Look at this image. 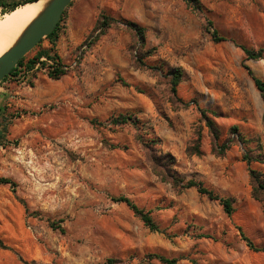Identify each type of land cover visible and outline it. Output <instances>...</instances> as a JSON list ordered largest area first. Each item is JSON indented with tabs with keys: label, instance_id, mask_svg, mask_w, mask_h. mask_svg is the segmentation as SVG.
Here are the masks:
<instances>
[{
	"label": "rangeland",
	"instance_id": "1",
	"mask_svg": "<svg viewBox=\"0 0 264 264\" xmlns=\"http://www.w3.org/2000/svg\"><path fill=\"white\" fill-rule=\"evenodd\" d=\"M199 2L201 11L183 0H72L55 41L44 37L24 56L47 50L65 73L51 78L41 62L0 82V177L11 180L0 184V264H163L148 254L264 264L238 229L264 246V191L253 196L242 159L264 154V103L244 67L264 81V0ZM103 14L116 22L87 47ZM207 20L226 40H213ZM126 21L145 29L143 47ZM241 45L261 56L246 58ZM174 67L182 70L175 95ZM202 112L217 144L229 142L222 155ZM120 114L133 121L113 124ZM195 144L201 153L187 154ZM148 148L171 154L183 182L232 197L231 215L195 187L153 173ZM262 163L250 167L264 179ZM119 195L150 211L161 231L111 199Z\"/></svg>",
	"mask_w": 264,
	"mask_h": 264
},
{
	"label": "trees",
	"instance_id": "2",
	"mask_svg": "<svg viewBox=\"0 0 264 264\" xmlns=\"http://www.w3.org/2000/svg\"><path fill=\"white\" fill-rule=\"evenodd\" d=\"M31 1H33V0H0V13L3 14L5 12L11 11L14 8H16L18 5L24 4L27 2H31ZM183 1L186 3V5L191 7L193 10L201 11V6H200L199 0H183ZM62 15L59 18V20H58L55 28L53 29V31L50 34H48L47 36H45V38L50 39V41L52 43L55 41V39L58 36L59 30L61 27L60 23L62 22V19H63ZM114 22H116V20L114 18L107 16L105 14L100 15L98 17V19L96 20V22H95V24H94V26H93V28H92L89 36H88L90 38V41L87 42L86 46L90 47L91 45H93V43L102 34H104L106 29H108L111 25H113ZM125 24H126L127 28L129 29V31L132 33V36L134 37L136 42L139 43L140 47H143L144 42H145V29L143 27L139 26L138 24L131 22V21H126ZM206 28L208 29V31H210V33L213 37V40L215 42H221V41L226 40V38L224 36L220 35L217 32V30L213 27V24L210 20H207V27ZM240 47H241L242 51L244 52L246 58H249V59L259 58L261 56V52L263 51V49H259L258 51H255V50L249 49V48L242 46V45ZM41 56L51 57L47 50L38 51L33 58L29 59L25 63H24L25 58L22 57L18 61L17 65L12 68L9 75H15L17 73L19 67H21V66H25L27 71L32 70L34 65H35V62L38 61V59ZM143 57L144 56L135 55V61L140 66H146V64L143 60ZM51 58L53 60H55L54 62L56 63V65H54V66L47 65L49 68L47 70V75L51 78L58 79L61 75H63L65 73V69L60 64V60H58L57 58H53V57H51ZM42 65L46 66L45 63H42ZM244 67L247 69L248 73L251 75L253 82H254V85L257 88V90L259 91L261 100L264 103V81L261 80L260 78L255 77L252 74V71L247 66H244ZM167 74L170 75V79H171V92L173 95H175L176 85L179 83V81L181 79L182 70L179 67L170 68L167 71ZM7 77L8 76L3 78V80L6 79ZM201 114L203 115V117L206 121V126L209 128V132H210L211 137H212V150H214L217 155H222L225 152V150L228 149L229 142H225V143H222L221 145H218L217 144V142H218V130H217L214 122L211 119H208L204 115L203 112ZM127 121H133L131 116H125V115L120 114L119 117H116L112 120V123L113 124H123V123H126ZM231 130H233L235 132L239 142L245 141V140H243L241 134L237 131L236 126H233L231 128ZM195 143H197L196 140H195ZM197 145L198 144H195V146H189L188 145L186 147V153L187 154H193V153L194 154H200L201 152H200ZM148 150L151 151L148 154V161L150 163L152 171H153V173L158 175L162 180L171 183L172 186H174V187L178 186L181 189L187 188V187H195L200 194H204L207 197H209L210 199L218 200V202L220 203V205L223 208V211L228 216L231 215V213L234 211V207H233L234 199L232 197L219 196L218 194L213 192V190L205 187L201 181H196L195 179H189V180L183 182V180L180 179L173 171V166L175 165V158L171 154L163 153L162 151H159L158 153H156V152L152 153V149H150V148H148ZM249 151H252V150H249ZM242 159L244 161H246V163L248 165L249 177H250V181L252 184V192H254L252 194L254 197H256L255 196L256 191H258V190L264 191V179L261 178L263 173L254 169V168H251L250 163L252 161L264 162V154H262L260 152L259 154L253 155V154H248L246 151H244ZM8 183H11V180L4 178V177H0V184H8ZM111 199L113 201H116V202L124 203L128 208H130L133 211V213L136 216H138L142 220V222L150 230L161 231L158 224L152 218L150 211L139 207L127 196H125V195L112 196ZM238 229L240 231V236L246 242V245L251 250L264 252V246L263 247H257L243 233V231L240 229V227H238ZM0 246L1 247L3 246L1 239H0ZM148 257L149 258H155V259L159 260L160 262H162L163 264H177L176 258H168V257L160 255V254H148Z\"/></svg>",
	"mask_w": 264,
	"mask_h": 264
},
{
	"label": "water",
	"instance_id": "3",
	"mask_svg": "<svg viewBox=\"0 0 264 264\" xmlns=\"http://www.w3.org/2000/svg\"><path fill=\"white\" fill-rule=\"evenodd\" d=\"M72 0H48L42 11L26 26L16 42L0 56V82L18 61L55 28Z\"/></svg>",
	"mask_w": 264,
	"mask_h": 264
},
{
	"label": "bare ground",
	"instance_id": "4",
	"mask_svg": "<svg viewBox=\"0 0 264 264\" xmlns=\"http://www.w3.org/2000/svg\"><path fill=\"white\" fill-rule=\"evenodd\" d=\"M48 0H33L0 15V56L22 34L26 26L42 11Z\"/></svg>",
	"mask_w": 264,
	"mask_h": 264
},
{
	"label": "built area",
	"instance_id": "5",
	"mask_svg": "<svg viewBox=\"0 0 264 264\" xmlns=\"http://www.w3.org/2000/svg\"><path fill=\"white\" fill-rule=\"evenodd\" d=\"M41 62H47L48 64H51L53 66L55 65V63H53L52 61L48 60L47 58L40 57L39 60L34 65L33 69L32 70H29V72H32L33 70H35L36 68H38V66L40 65ZM44 70H45V68H44Z\"/></svg>",
	"mask_w": 264,
	"mask_h": 264
},
{
	"label": "crops",
	"instance_id": "6",
	"mask_svg": "<svg viewBox=\"0 0 264 264\" xmlns=\"http://www.w3.org/2000/svg\"><path fill=\"white\" fill-rule=\"evenodd\" d=\"M259 165H260V167L264 168V163H262V164H259Z\"/></svg>",
	"mask_w": 264,
	"mask_h": 264
}]
</instances>
